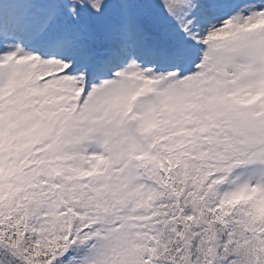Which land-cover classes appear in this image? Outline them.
Masks as SVG:
<instances>
[{"label":"snow or ice","instance_id":"snow-or-ice-1","mask_svg":"<svg viewBox=\"0 0 264 264\" xmlns=\"http://www.w3.org/2000/svg\"><path fill=\"white\" fill-rule=\"evenodd\" d=\"M0 264H264V0H0Z\"/></svg>","mask_w":264,"mask_h":264}]
</instances>
